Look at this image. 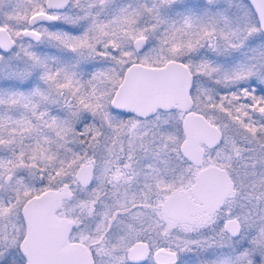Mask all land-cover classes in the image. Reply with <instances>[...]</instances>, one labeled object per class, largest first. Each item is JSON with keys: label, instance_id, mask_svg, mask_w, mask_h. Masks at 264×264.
<instances>
[{"label": "snow or ice", "instance_id": "6c2138e0", "mask_svg": "<svg viewBox=\"0 0 264 264\" xmlns=\"http://www.w3.org/2000/svg\"><path fill=\"white\" fill-rule=\"evenodd\" d=\"M0 264H264V0H0Z\"/></svg>", "mask_w": 264, "mask_h": 264}]
</instances>
